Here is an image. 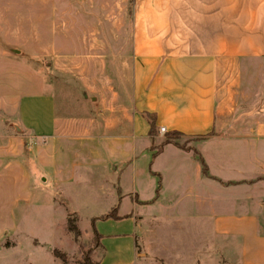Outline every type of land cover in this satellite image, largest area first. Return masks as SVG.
I'll return each instance as SVG.
<instances>
[{
	"label": "crops",
	"instance_id": "obj_1",
	"mask_svg": "<svg viewBox=\"0 0 264 264\" xmlns=\"http://www.w3.org/2000/svg\"><path fill=\"white\" fill-rule=\"evenodd\" d=\"M73 2L0 0V243L38 240L23 222L100 181L133 205L113 208L132 253L264 264V96L241 105L244 69L264 61V0H133L99 23L105 11ZM174 131L187 143H164Z\"/></svg>",
	"mask_w": 264,
	"mask_h": 264
},
{
	"label": "rangeland",
	"instance_id": "obj_2",
	"mask_svg": "<svg viewBox=\"0 0 264 264\" xmlns=\"http://www.w3.org/2000/svg\"><path fill=\"white\" fill-rule=\"evenodd\" d=\"M132 1L74 0L73 3L79 6L100 7L105 13L96 12L93 15L94 21L99 23L105 20L115 21V13L122 6L126 7V16L129 17ZM65 6L68 5L65 4ZM65 15L69 18L68 14ZM65 64L67 63H62V67ZM244 73L246 79L241 87L243 94L241 105L254 108L262 103L261 98L264 96V61L252 62L244 69ZM70 81L69 77L62 76L63 86H68ZM62 97L66 101L73 100L74 94L65 91ZM172 139H179L181 144L187 143L180 136L173 135ZM99 183L100 181H94L93 185L83 182L78 185H66L63 189L61 206L56 210L54 218L50 217L43 221L32 216V221L22 223L26 229H30L38 237V240H32L26 236L17 237L19 245L15 249H9L11 239L6 238L0 243V264H156L155 260L149 259V254L143 258V255H140V249H136L134 253L129 249L128 242L132 236L127 233L125 222L116 221L114 220L116 218L112 217L102 218V215L108 214L113 208L121 212L131 210L133 205L126 198L118 208L116 198L102 191L98 187ZM136 209L143 215L149 211V207ZM70 217L77 227V233L68 229L67 223ZM92 224L104 236L103 246L95 242ZM162 226H165V223ZM54 249L63 252L67 261L64 262L55 257ZM153 250L164 257L167 256L160 247Z\"/></svg>",
	"mask_w": 264,
	"mask_h": 264
},
{
	"label": "trees",
	"instance_id": "obj_3",
	"mask_svg": "<svg viewBox=\"0 0 264 264\" xmlns=\"http://www.w3.org/2000/svg\"><path fill=\"white\" fill-rule=\"evenodd\" d=\"M143 115H144V117L148 120V122H149V124H150V134H151V135H154V134H155V115H154V114H151V113H148V112H143ZM173 135L176 136V137H178V136H180L181 134H180L179 132H176V131H174V132H170V133H167V134L165 135V138H164V143L173 142V141H174V140L172 139ZM201 162H202V165H203V172L206 173V171H207V170H206V166H205V164H204V162H203L202 160H201ZM107 217L115 218V217H116V215H115V211L113 210V211H112ZM67 226H68V229H69L70 231H74V232H76V233L78 232L77 227H76L75 224L73 223L71 217L68 218ZM92 231H93V233H94V239H95V242H96L98 245L102 246V245H101V241H100L101 238H102V235L96 230L94 224H92ZM53 254H54L55 257L61 259L62 261H64V262L67 261V257H66V255H65L63 252H61V251H59V250H57V249H54V250H53Z\"/></svg>",
	"mask_w": 264,
	"mask_h": 264
},
{
	"label": "built area",
	"instance_id": "obj_4",
	"mask_svg": "<svg viewBox=\"0 0 264 264\" xmlns=\"http://www.w3.org/2000/svg\"><path fill=\"white\" fill-rule=\"evenodd\" d=\"M159 131H160V133L166 132V130H165V128L163 126L159 127Z\"/></svg>",
	"mask_w": 264,
	"mask_h": 264
}]
</instances>
